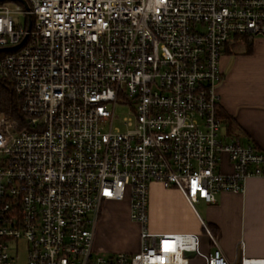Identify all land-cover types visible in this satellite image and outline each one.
I'll return each instance as SVG.
<instances>
[{"label": "built area", "instance_id": "built-area-1", "mask_svg": "<svg viewBox=\"0 0 264 264\" xmlns=\"http://www.w3.org/2000/svg\"><path fill=\"white\" fill-rule=\"evenodd\" d=\"M26 1H0V77L23 114L0 116V264H236L196 204L264 180L218 89L229 44L264 35V0ZM118 106L131 111L117 126ZM155 182L181 191L212 251L200 233L151 230ZM125 201L139 250L101 253L103 208Z\"/></svg>", "mask_w": 264, "mask_h": 264}, {"label": "crops", "instance_id": "crops-1", "mask_svg": "<svg viewBox=\"0 0 264 264\" xmlns=\"http://www.w3.org/2000/svg\"><path fill=\"white\" fill-rule=\"evenodd\" d=\"M241 40L243 39L237 38L229 44L221 61L224 72L223 81L218 88L221 109L233 122L230 132L224 119L225 129L238 136L244 143L253 144L264 152V35L252 40L250 51L247 45L246 49L232 53L231 45ZM223 170H231L227 155L223 158ZM172 198L183 204L181 212H171L169 202ZM204 203L206 217H201L218 238L229 260L236 264H240L243 257L264 260V180L262 178L248 179L246 191L242 194L221 192L217 194L215 203ZM150 204L155 206V210L159 211V207L162 208V216L167 213L177 214L181 219L185 217L194 222L183 225H156L154 228L151 227L152 231L200 233L202 248L207 252L212 251L213 247L202 230L197 214L181 191L175 187L166 188L161 183L155 182L151 186ZM100 225L99 222L98 226ZM97 228L96 246L99 249H103V246L108 248L101 239L102 234H99L100 227ZM109 250L117 252V249L111 245ZM137 250L139 248L135 251Z\"/></svg>", "mask_w": 264, "mask_h": 264}, {"label": "rangeland", "instance_id": "rangeland-1", "mask_svg": "<svg viewBox=\"0 0 264 264\" xmlns=\"http://www.w3.org/2000/svg\"><path fill=\"white\" fill-rule=\"evenodd\" d=\"M16 20H21L22 18L19 15H15ZM247 43L244 40L238 41L231 45L232 53H236L242 51L244 48L246 49ZM131 109L128 106H118L116 108V120L114 122L115 125H120L123 122V119L130 114ZM3 115L0 113V116ZM174 188V187H170ZM169 202V201H168ZM170 203V204H169ZM169 206L171 212H181L183 204L179 203L176 199H171L169 202ZM154 207V208H153ZM196 208L202 217H206L205 214V203L203 201L196 204ZM150 228L156 225H170V224H193L187 219H181V217L177 214L167 213L165 216L161 215L162 208L159 207V211L155 210V206L150 204ZM177 213V212H176ZM157 214V215H156ZM100 227L99 234H102L101 239L108 246L106 248L103 246V249L100 248V252L104 254L112 253L109 250L110 245L117 249L116 251H135L139 248V231L140 227L138 224L134 223L129 216V207L128 203L125 202H117V203H109L105 205L103 208V214L100 218ZM98 229V228H97ZM152 229V228H151ZM20 251L22 256L25 255L26 251V242H20ZM23 261V260H22ZM193 264H202L203 259L197 257L193 258Z\"/></svg>", "mask_w": 264, "mask_h": 264}, {"label": "trees", "instance_id": "trees-1", "mask_svg": "<svg viewBox=\"0 0 264 264\" xmlns=\"http://www.w3.org/2000/svg\"><path fill=\"white\" fill-rule=\"evenodd\" d=\"M246 41L248 50H251V42L249 38H241ZM22 98L16 93L13 83L4 77H0V113L6 116H11L16 119H22L23 114L21 111ZM220 116L225 119L228 130L231 132L233 122L229 116H227L220 107Z\"/></svg>", "mask_w": 264, "mask_h": 264}, {"label": "water", "instance_id": "water-1", "mask_svg": "<svg viewBox=\"0 0 264 264\" xmlns=\"http://www.w3.org/2000/svg\"><path fill=\"white\" fill-rule=\"evenodd\" d=\"M0 1H3V0H0ZM17 1H20V2L24 3L28 7V3H27L26 0H17ZM8 49H12V48H0V52L3 51V50H8Z\"/></svg>", "mask_w": 264, "mask_h": 264}, {"label": "bare ground", "instance_id": "bare-ground-1", "mask_svg": "<svg viewBox=\"0 0 264 264\" xmlns=\"http://www.w3.org/2000/svg\"><path fill=\"white\" fill-rule=\"evenodd\" d=\"M262 264H264V262H262Z\"/></svg>", "mask_w": 264, "mask_h": 264}]
</instances>
